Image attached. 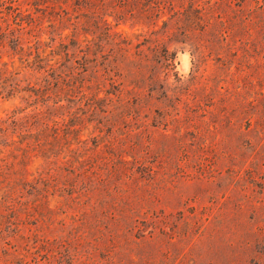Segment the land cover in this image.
Wrapping results in <instances>:
<instances>
[{
  "label": "rangeland",
  "instance_id": "rangeland-1",
  "mask_svg": "<svg viewBox=\"0 0 264 264\" xmlns=\"http://www.w3.org/2000/svg\"><path fill=\"white\" fill-rule=\"evenodd\" d=\"M0 264H264V0H0Z\"/></svg>",
  "mask_w": 264,
  "mask_h": 264
}]
</instances>
